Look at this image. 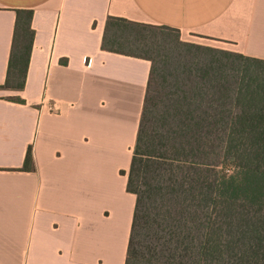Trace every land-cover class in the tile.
<instances>
[{"label": "crops", "instance_id": "obj_1", "mask_svg": "<svg viewBox=\"0 0 264 264\" xmlns=\"http://www.w3.org/2000/svg\"><path fill=\"white\" fill-rule=\"evenodd\" d=\"M16 9L35 34L24 88L0 95V264H124L150 62L101 49L107 16L264 60V0H0V85Z\"/></svg>", "mask_w": 264, "mask_h": 264}, {"label": "trees", "instance_id": "obj_2", "mask_svg": "<svg viewBox=\"0 0 264 264\" xmlns=\"http://www.w3.org/2000/svg\"><path fill=\"white\" fill-rule=\"evenodd\" d=\"M15 12L4 90L24 88L35 34ZM100 47L150 62L124 264H264V60L111 15ZM34 168L29 146L20 170Z\"/></svg>", "mask_w": 264, "mask_h": 264}, {"label": "rangeland", "instance_id": "obj_3", "mask_svg": "<svg viewBox=\"0 0 264 264\" xmlns=\"http://www.w3.org/2000/svg\"><path fill=\"white\" fill-rule=\"evenodd\" d=\"M184 41H185V40H184ZM7 93H8L7 91H4V90H1V89H0V95H2V96H4V95H5V96H6V95H7Z\"/></svg>", "mask_w": 264, "mask_h": 264}, {"label": "built area", "instance_id": "obj_4", "mask_svg": "<svg viewBox=\"0 0 264 264\" xmlns=\"http://www.w3.org/2000/svg\"><path fill=\"white\" fill-rule=\"evenodd\" d=\"M85 60H86V59H85ZM87 61H88V63H89L90 59H87Z\"/></svg>", "mask_w": 264, "mask_h": 264}]
</instances>
